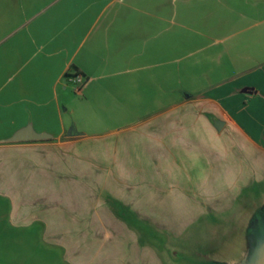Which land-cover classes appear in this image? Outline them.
I'll return each instance as SVG.
<instances>
[{"label": "crops", "instance_id": "0c3cea01", "mask_svg": "<svg viewBox=\"0 0 264 264\" xmlns=\"http://www.w3.org/2000/svg\"><path fill=\"white\" fill-rule=\"evenodd\" d=\"M24 126L50 137L9 141ZM203 129L264 168V0H0V264H167L113 207L170 227L143 213L162 199L138 192L130 168L107 170L91 222L76 225L72 187L54 172L99 168L100 179L136 135L155 143L148 151L191 156ZM90 223L92 261L78 262L69 237Z\"/></svg>", "mask_w": 264, "mask_h": 264}, {"label": "rangeland", "instance_id": "374dc122", "mask_svg": "<svg viewBox=\"0 0 264 264\" xmlns=\"http://www.w3.org/2000/svg\"><path fill=\"white\" fill-rule=\"evenodd\" d=\"M207 131L197 132L200 139L197 146H189L194 153L191 156H165L156 150L148 151L155 143L136 135L115 156L106 157L110 164L102 165L100 179L95 172L99 168H69L65 176L54 172V181L61 178L72 187L68 211L73 224L78 219L91 222L88 219L92 215V199L96 192L98 195L99 186L108 185L109 168H130L129 179L142 187L138 192L149 198L158 191L161 196L158 198L162 199L158 203L157 197L150 198L142 208L143 213L159 222L166 221L170 227L145 219L132 211L131 206L116 203L113 207L118 211V218L133 231L142 233L143 243L164 252L167 264H224L241 260L247 227L264 209V168H247L248 158L244 156L243 164L240 162V150L230 137L221 133L218 138ZM188 179L191 185L185 187ZM77 182L83 188L78 190ZM151 184L157 189H151ZM200 202H213L223 208H214V205V210L195 215L199 206L196 204ZM53 206L60 208L61 204ZM87 226L89 235L69 237L70 255L83 263L92 261L91 223ZM113 227L120 229L117 224Z\"/></svg>", "mask_w": 264, "mask_h": 264}, {"label": "water", "instance_id": "95a60500", "mask_svg": "<svg viewBox=\"0 0 264 264\" xmlns=\"http://www.w3.org/2000/svg\"><path fill=\"white\" fill-rule=\"evenodd\" d=\"M214 127L220 130L224 124L222 120L215 119ZM49 134L36 132L30 126L18 129L9 141L42 140L49 138ZM224 264H264V209L258 218L249 225L246 236V246L241 260Z\"/></svg>", "mask_w": 264, "mask_h": 264}, {"label": "built area", "instance_id": "2783aa9c", "mask_svg": "<svg viewBox=\"0 0 264 264\" xmlns=\"http://www.w3.org/2000/svg\"><path fill=\"white\" fill-rule=\"evenodd\" d=\"M71 79L78 86H80L83 83V81H84V79L82 78V76L80 74L73 75L71 77Z\"/></svg>", "mask_w": 264, "mask_h": 264}]
</instances>
